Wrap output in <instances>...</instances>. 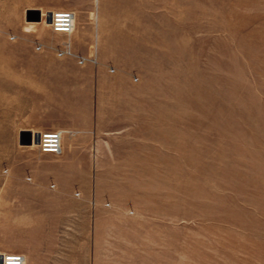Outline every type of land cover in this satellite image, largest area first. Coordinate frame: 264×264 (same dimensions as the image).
I'll use <instances>...</instances> for the list:
<instances>
[{"label":"rangeland","instance_id":"obj_1","mask_svg":"<svg viewBox=\"0 0 264 264\" xmlns=\"http://www.w3.org/2000/svg\"><path fill=\"white\" fill-rule=\"evenodd\" d=\"M28 217L42 264H264V0H0V257Z\"/></svg>","mask_w":264,"mask_h":264},{"label":"built area","instance_id":"obj_2","mask_svg":"<svg viewBox=\"0 0 264 264\" xmlns=\"http://www.w3.org/2000/svg\"><path fill=\"white\" fill-rule=\"evenodd\" d=\"M75 15L72 11L52 12L49 26L56 34L70 35L74 28ZM38 136V135H37ZM62 134L60 131H47L38 136L37 147L41 154L59 155L61 153ZM1 264H26L25 258L19 254L3 255Z\"/></svg>","mask_w":264,"mask_h":264},{"label":"crops","instance_id":"obj_3","mask_svg":"<svg viewBox=\"0 0 264 264\" xmlns=\"http://www.w3.org/2000/svg\"><path fill=\"white\" fill-rule=\"evenodd\" d=\"M30 218H26L20 237L15 236L13 238L11 252L8 254L24 256L26 264H42L43 256L46 255L48 249L53 248L54 241H52V238L47 240L40 236L39 232L43 231L44 227L41 225L34 227L36 222L30 221ZM33 230L36 232L35 235H33ZM56 243H58L57 240Z\"/></svg>","mask_w":264,"mask_h":264},{"label":"water","instance_id":"obj_4","mask_svg":"<svg viewBox=\"0 0 264 264\" xmlns=\"http://www.w3.org/2000/svg\"><path fill=\"white\" fill-rule=\"evenodd\" d=\"M47 23L50 22V16H48V18L46 19ZM34 142H36V144L38 143V136H36V138L34 139ZM0 264H1V258H0Z\"/></svg>","mask_w":264,"mask_h":264},{"label":"bare ground","instance_id":"obj_5","mask_svg":"<svg viewBox=\"0 0 264 264\" xmlns=\"http://www.w3.org/2000/svg\"><path fill=\"white\" fill-rule=\"evenodd\" d=\"M49 16H50V14H49ZM36 136H37V135L34 136V139L36 138ZM34 144H36V142H34Z\"/></svg>","mask_w":264,"mask_h":264}]
</instances>
